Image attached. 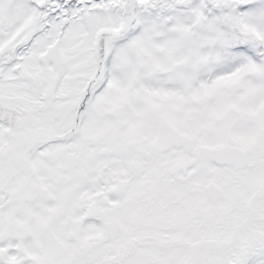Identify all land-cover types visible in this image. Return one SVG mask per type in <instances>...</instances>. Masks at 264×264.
<instances>
[{
    "label": "snow or ice",
    "instance_id": "snow-or-ice-1",
    "mask_svg": "<svg viewBox=\"0 0 264 264\" xmlns=\"http://www.w3.org/2000/svg\"><path fill=\"white\" fill-rule=\"evenodd\" d=\"M0 264H264V0H0Z\"/></svg>",
    "mask_w": 264,
    "mask_h": 264
}]
</instances>
